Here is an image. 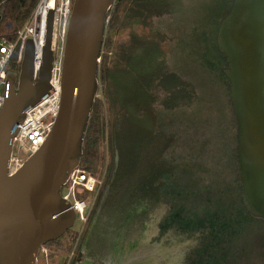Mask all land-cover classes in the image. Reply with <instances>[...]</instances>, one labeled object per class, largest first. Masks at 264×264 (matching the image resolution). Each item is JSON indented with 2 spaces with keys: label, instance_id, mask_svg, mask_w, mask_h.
Wrapping results in <instances>:
<instances>
[{
  "label": "trees",
  "instance_id": "trees-1",
  "mask_svg": "<svg viewBox=\"0 0 264 264\" xmlns=\"http://www.w3.org/2000/svg\"><path fill=\"white\" fill-rule=\"evenodd\" d=\"M38 1L0 0V4L10 6L11 17L21 24ZM220 2L228 7L223 13L225 18L234 0ZM128 3L129 24L147 28L144 33L133 32L129 43L122 46L125 51L138 56L135 72L131 74L121 67L113 68L108 54L112 52L113 42L110 40L108 45L105 39L100 63L101 95L96 98L84 137L80 165L92 174L100 175L96 174L92 154L97 152L104 133V99H111L115 132L126 134L127 145L118 149V164L109 179L110 197L105 202L107 220L99 224L92 244L99 251L106 249L109 234L131 233L127 231L137 228L138 224L142 228L144 221L162 208L161 235L173 226L187 233L197 232L202 230L203 222L210 229L195 250L194 259L182 264H197L199 257L207 262V255L212 258L211 264L224 263L232 253L235 258L238 255L240 262L249 245L251 253L257 249L250 243V233L264 223V216L253 211L244 194L240 163L237 151H234L238 139L230 129L234 118L238 127V119L234 107L232 112L228 110L227 88L233 103L231 80L228 67L224 66L227 56L217 45L218 32L217 36L213 32L211 44L206 43L203 59L197 54L191 56L192 60H202L218 74L215 81L223 86V90H210L213 87L200 86L192 79L191 70L185 73L181 66L173 64L174 59H178L173 53L175 47L180 51L196 41L200 43L199 36L193 40L189 36V30L196 27L192 26L193 16L189 20V15L199 12V6L189 8L188 0H129ZM155 17H160V22H156ZM112 18L105 38L114 34L116 19ZM220 20L215 23L214 30L219 31ZM9 37L14 39L15 33ZM16 57L17 53L8 63V69H19ZM207 91L213 95L206 94ZM204 107L216 112L205 115ZM230 113L233 121L229 118ZM174 150L180 153L181 165L176 162L178 157H173ZM87 196L88 192L82 193V197ZM91 215L92 212L90 218ZM243 235L244 246L232 244L233 238L240 240ZM256 261L247 260L252 264Z\"/></svg>",
  "mask_w": 264,
  "mask_h": 264
},
{
  "label": "water",
  "instance_id": "water-1",
  "mask_svg": "<svg viewBox=\"0 0 264 264\" xmlns=\"http://www.w3.org/2000/svg\"><path fill=\"white\" fill-rule=\"evenodd\" d=\"M114 1L73 0L58 114L44 143L14 174H9L8 162L18 125L27 110L53 90V8L47 15L41 60L30 36L19 69L7 72L0 108V264H39L42 246L60 238L76 221L61 189L81 164L87 124L101 86L100 61ZM218 42L230 64L244 194L253 211L264 216V0H234Z\"/></svg>",
  "mask_w": 264,
  "mask_h": 264
},
{
  "label": "rangeland",
  "instance_id": "rangeland-1",
  "mask_svg": "<svg viewBox=\"0 0 264 264\" xmlns=\"http://www.w3.org/2000/svg\"><path fill=\"white\" fill-rule=\"evenodd\" d=\"M220 1L221 0H188L189 8L197 5L199 6V12L197 11L196 13L189 15V20L190 17L193 16V18H191V24L192 26H196V30L193 28L190 30L187 29L189 30L190 39L193 40L199 36L200 43L196 41L192 46H188L180 51L172 46V49L174 48L173 53L179 59H174V66H181L185 73H188V71L191 70L192 79L195 82H198L200 86L213 87L210 88V90H213L214 88L223 90V86L215 81L217 80L218 74L212 71L210 66L203 64L202 60H192L191 56L197 54L203 59L206 43L211 44L214 41L213 32H215V35L217 34L216 32L219 33L218 30H214V25L218 20L224 18L226 14L223 16V13L228 10V7L225 5L222 6L223 4L221 5ZM128 2L129 0H122L121 2L118 0L114 1V4L109 11V15L114 17L112 20L116 19V22L114 23L115 31L114 34L107 35L105 39L106 44L108 43V45L110 40L113 42L112 52L108 53L110 54L113 68L121 67L123 70L129 71L133 74L139 58L136 54L130 53V51H125L122 46L124 43H129L128 41L133 32L144 33L147 32V28L137 25L131 26L129 24L130 17H127L128 14L126 10L129 5ZM36 6L30 11L29 17L25 19L23 23L19 24L17 19L11 17L10 6H7L5 3L0 4V12L3 15L0 20V32L14 34L19 28L24 27L31 20ZM154 20L160 22L161 18L155 17ZM222 21L223 20H220V23ZM219 25V28L217 27L218 29H220ZM60 30H56L54 40L56 55L61 54L65 42L63 32ZM173 44L174 42H172V45ZM217 45L220 47L219 44ZM225 54L228 56L227 52H225ZM224 66H230L228 59L225 61ZM100 71L101 70L99 69V76ZM108 83L109 82H107V84ZM101 87L102 84L98 95H101ZM107 90L110 95V88ZM229 93V88H227L226 101L228 104V110H231L232 112L233 103L230 100ZM206 94L212 93L207 91ZM111 104V99H104V133L101 135L97 152H93L92 154L96 161V174H105V185L95 206H93L91 210L92 215L90 221L85 225H82L80 219L77 218L74 225L68 229L59 240L51 242L50 244L46 243L44 245L46 251L39 255V264H182L183 261L184 263L189 262V260L194 259L192 257L194 256L195 250L205 240L210 229L207 228V223L203 222L200 227L202 230L197 232L187 233L181 231L178 227L173 226L166 233L161 235L160 225L164 217L162 208L155 210L150 217L144 221L142 228L141 224H138L137 228L127 231L131 233L117 231V234H109L108 238H110L109 241H107L108 247L106 249L99 251L95 249L96 246L92 244L97 228L100 226L99 224H102L107 220L106 213L104 212L106 208L105 202H107V199L110 197L108 193L109 179L111 178V173H114L118 164V149H122L127 145L126 134L124 132H115V116L114 112H111L110 110L112 109ZM191 111H193V108ZM209 112L215 113L216 110L204 107L205 115L210 114ZM229 118L233 121L232 113H230ZM230 129L231 133L236 136L238 133L236 118H234ZM237 150V143H235L234 151L236 152ZM172 154L173 157H178L176 158V162L178 165H181L183 161H181L179 151L174 150ZM182 172L183 170L181 169V174ZM184 173L186 172L184 171ZM254 228L255 231L252 230L250 233V243L257 249L251 253L252 249L249 245V247L244 250L243 253L245 256H242L243 259L240 262L238 261V255L235 258L233 257L234 253H232L231 257H228V259L226 258V262L221 263L220 261L218 264H252L251 262H247L249 258L257 259L256 262H253L255 264H264V223L259 224ZM244 236L245 235L240 238L242 241L233 238L232 244H240L244 246ZM206 241L204 244H206ZM218 245L219 241H217L216 246ZM216 252L217 251L215 250L214 253ZM206 253L208 254V252ZM246 255H248V257H246ZM211 259L212 258L207 255L208 261L204 262L202 257H199L197 264H211ZM193 261L197 262V260Z\"/></svg>",
  "mask_w": 264,
  "mask_h": 264
},
{
  "label": "built area",
  "instance_id": "built-area-1",
  "mask_svg": "<svg viewBox=\"0 0 264 264\" xmlns=\"http://www.w3.org/2000/svg\"><path fill=\"white\" fill-rule=\"evenodd\" d=\"M73 0H40L34 10L29 23L15 32V38L11 39V33L0 32V108L5 102L3 86L7 78L8 63L17 53L16 61L20 64L24 54L25 42L28 37L33 36L41 60L42 47L44 44L47 15L51 8L55 10V31L66 30L71 14ZM0 12V20L2 19ZM111 16L108 14L109 25ZM60 27V29H59ZM63 64V50L55 56L50 83L53 90L31 106L24 120L19 123L18 131L13 138L12 152L8 162L9 174L16 173L44 143L55 118L59 111L61 96V77ZM105 174L94 175L79 165L71 172L67 182L62 186L61 193L69 200L82 225L90 218L91 210L96 202L98 194L103 187ZM83 192H88L87 197H82ZM43 245L40 254L45 252Z\"/></svg>",
  "mask_w": 264,
  "mask_h": 264
},
{
  "label": "flooded vegetation",
  "instance_id": "flooded-vegetation-1",
  "mask_svg": "<svg viewBox=\"0 0 264 264\" xmlns=\"http://www.w3.org/2000/svg\"><path fill=\"white\" fill-rule=\"evenodd\" d=\"M142 263V262H141Z\"/></svg>",
  "mask_w": 264,
  "mask_h": 264
}]
</instances>
